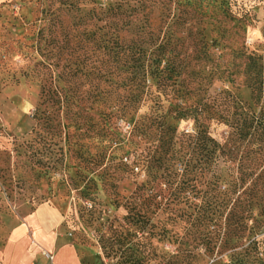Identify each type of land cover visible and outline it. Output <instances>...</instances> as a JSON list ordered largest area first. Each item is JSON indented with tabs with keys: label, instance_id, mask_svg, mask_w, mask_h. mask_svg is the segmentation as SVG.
Listing matches in <instances>:
<instances>
[{
	"label": "rangeland",
	"instance_id": "374dc122",
	"mask_svg": "<svg viewBox=\"0 0 264 264\" xmlns=\"http://www.w3.org/2000/svg\"><path fill=\"white\" fill-rule=\"evenodd\" d=\"M261 62L264 0H0V255L45 203L57 246L70 243L82 264H264L256 200L243 238L229 220L205 250L194 219L212 193L204 179L234 162L184 170L182 150L193 107L220 144L231 130L220 109L259 110ZM167 146L181 151L164 168ZM33 236L34 263L69 264Z\"/></svg>",
	"mask_w": 264,
	"mask_h": 264
},
{
	"label": "trees",
	"instance_id": "16d2710c",
	"mask_svg": "<svg viewBox=\"0 0 264 264\" xmlns=\"http://www.w3.org/2000/svg\"><path fill=\"white\" fill-rule=\"evenodd\" d=\"M161 84L163 86V83ZM138 94H132L131 99L134 102ZM252 100L256 107L260 106L258 111L249 108L247 110L243 105H234L233 110L220 109L219 118L231 128L222 144L208 134L207 126L203 121L205 108L197 106L190 111L195 125L194 132L186 134L184 149H182L186 151L184 155L189 154V158L184 163V170L199 169V173H204L220 158L224 162H234L231 167H228L230 170L228 176L212 175L209 179H204L207 188L205 193L213 194L209 193V197L199 206L194 219L200 227L203 245L207 251H213L215 246L220 245L222 236L226 234L229 220H232L231 225L236 231V236L244 237L246 220L252 217L253 200H256L255 204L259 206V215L264 217V62L254 65ZM152 117L159 118L154 112ZM167 148L169 152L171 150L172 152L164 159L162 164L164 168L173 167L178 160L177 152L181 151L180 148L178 150L170 146ZM138 160L149 161L139 157ZM192 180L197 181V178L186 177L181 181V185L186 186ZM170 182L173 183V181ZM218 182L225 187L221 191L217 189ZM185 216L189 217L188 214ZM257 243L256 241L255 244ZM255 262H250L249 259L238 260V264H256ZM259 264L262 263L259 262Z\"/></svg>",
	"mask_w": 264,
	"mask_h": 264
},
{
	"label": "crops",
	"instance_id": "0c3cea01",
	"mask_svg": "<svg viewBox=\"0 0 264 264\" xmlns=\"http://www.w3.org/2000/svg\"><path fill=\"white\" fill-rule=\"evenodd\" d=\"M58 221L57 211L53 207L45 203L38 205L11 230L6 246L0 255V264H29L39 256L40 251L37 247L32 253H26L31 243L29 236H33L34 229L37 230V241L42 247L51 249L63 260L66 259L69 264H82L70 243L62 242L57 246L55 228ZM24 225H28L29 229ZM55 263L62 264L59 261Z\"/></svg>",
	"mask_w": 264,
	"mask_h": 264
},
{
	"label": "built area",
	"instance_id": "2783aa9c",
	"mask_svg": "<svg viewBox=\"0 0 264 264\" xmlns=\"http://www.w3.org/2000/svg\"><path fill=\"white\" fill-rule=\"evenodd\" d=\"M29 264H36V263H34V262H31V263H29Z\"/></svg>",
	"mask_w": 264,
	"mask_h": 264
},
{
	"label": "bare ground",
	"instance_id": "6f19581e",
	"mask_svg": "<svg viewBox=\"0 0 264 264\" xmlns=\"http://www.w3.org/2000/svg\"><path fill=\"white\" fill-rule=\"evenodd\" d=\"M48 258H49V254H47ZM50 259V258H49Z\"/></svg>",
	"mask_w": 264,
	"mask_h": 264
}]
</instances>
